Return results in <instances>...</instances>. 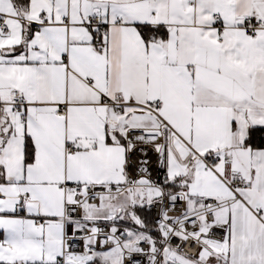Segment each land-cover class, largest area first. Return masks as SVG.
<instances>
[{
	"label": "snow or ice",
	"instance_id": "1",
	"mask_svg": "<svg viewBox=\"0 0 264 264\" xmlns=\"http://www.w3.org/2000/svg\"><path fill=\"white\" fill-rule=\"evenodd\" d=\"M0 264H264V0H0Z\"/></svg>",
	"mask_w": 264,
	"mask_h": 264
}]
</instances>
